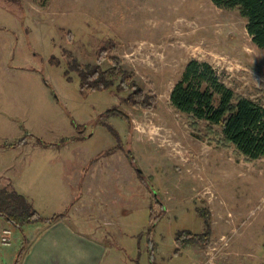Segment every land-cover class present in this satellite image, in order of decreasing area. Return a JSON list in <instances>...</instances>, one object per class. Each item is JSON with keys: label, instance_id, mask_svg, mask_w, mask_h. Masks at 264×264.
<instances>
[{"label": "rangeland", "instance_id": "1", "mask_svg": "<svg viewBox=\"0 0 264 264\" xmlns=\"http://www.w3.org/2000/svg\"><path fill=\"white\" fill-rule=\"evenodd\" d=\"M106 47L154 109L124 102L132 90L81 89L74 66H97ZM191 59L264 106V49L236 9L211 0H0V186L42 218L61 217L100 250V264H264V158L218 147L205 123L197 135L171 106ZM114 108L124 117L107 113ZM204 209L210 242L177 253L179 233H203ZM44 224L25 235L7 225L12 245L0 241V264H15L23 238L31 244Z\"/></svg>", "mask_w": 264, "mask_h": 264}, {"label": "trees", "instance_id": "2", "mask_svg": "<svg viewBox=\"0 0 264 264\" xmlns=\"http://www.w3.org/2000/svg\"><path fill=\"white\" fill-rule=\"evenodd\" d=\"M10 1L20 3V0ZM211 1L219 8L238 10L246 20L247 34L255 46L264 49V0ZM109 52L111 49L108 47L99 52L97 66L79 64L74 66L80 78L81 89L101 91L116 87L117 93L132 90L124 98V102L137 109H154L156 105L154 96L145 95L133 81L132 75L123 70L120 61L108 58ZM105 60H109L112 67L103 70L100 65ZM170 103L178 114L187 117L193 133L198 135L200 125L205 123L206 137L214 140L218 147L225 150L233 148L238 157L248 162L264 158V106L227 87L221 75L209 63L196 59L188 62L181 78L171 91ZM107 113L118 117L123 115L117 108ZM139 175L142 176L141 173ZM199 214L203 220V233L198 235L191 232L179 233L177 253L188 245L205 247L210 242L211 214L206 209L200 210ZM0 218L25 235L23 230L25 226L38 222L50 225L61 217L42 218L23 196L0 188ZM153 218L155 221L157 216ZM29 244L30 241L25 236L15 264L22 262Z\"/></svg>", "mask_w": 264, "mask_h": 264}, {"label": "crops", "instance_id": "3", "mask_svg": "<svg viewBox=\"0 0 264 264\" xmlns=\"http://www.w3.org/2000/svg\"><path fill=\"white\" fill-rule=\"evenodd\" d=\"M78 174L79 171L76 175ZM5 185L1 184L0 187L5 188ZM7 225L2 231L10 228L6 227ZM44 225L36 229L37 236L31 242L20 264H100L97 259L100 250L91 242L89 245L82 244L80 238L66 226L65 222L57 221Z\"/></svg>", "mask_w": 264, "mask_h": 264}, {"label": "built area", "instance_id": "4", "mask_svg": "<svg viewBox=\"0 0 264 264\" xmlns=\"http://www.w3.org/2000/svg\"><path fill=\"white\" fill-rule=\"evenodd\" d=\"M13 231L11 228H5L0 237L1 244L4 247H10L12 245Z\"/></svg>", "mask_w": 264, "mask_h": 264}]
</instances>
